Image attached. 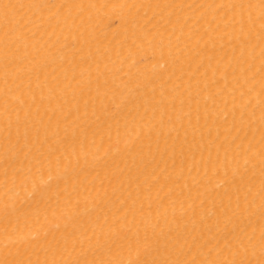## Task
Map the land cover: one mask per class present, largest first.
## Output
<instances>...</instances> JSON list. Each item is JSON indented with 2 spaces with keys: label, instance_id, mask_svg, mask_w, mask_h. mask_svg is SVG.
<instances>
[{
  "label": "bare ground",
  "instance_id": "obj_1",
  "mask_svg": "<svg viewBox=\"0 0 264 264\" xmlns=\"http://www.w3.org/2000/svg\"><path fill=\"white\" fill-rule=\"evenodd\" d=\"M0 264H264V0H0Z\"/></svg>",
  "mask_w": 264,
  "mask_h": 264
}]
</instances>
